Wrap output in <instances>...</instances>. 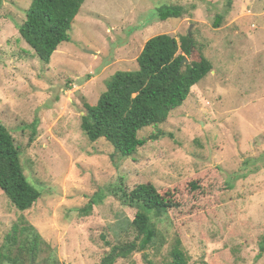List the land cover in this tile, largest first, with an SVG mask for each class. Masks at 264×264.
<instances>
[{"label": "rangeland", "instance_id": "obj_1", "mask_svg": "<svg viewBox=\"0 0 264 264\" xmlns=\"http://www.w3.org/2000/svg\"><path fill=\"white\" fill-rule=\"evenodd\" d=\"M31 1L0 0V123L41 197L20 212L0 190V247L28 226L40 236L35 264H99L110 250L101 237L124 241L120 229L136 213L120 189L151 184L178 204L171 225L158 223V251L146 252L156 264L175 236L190 264H264V0H86L70 42L47 65L18 32ZM163 5L184 14L162 22ZM189 31L213 69L184 103L142 129L147 142L129 158L90 142L80 128L84 103L95 104L117 71L137 69L149 39ZM116 264L146 263L135 253Z\"/></svg>", "mask_w": 264, "mask_h": 264}, {"label": "trees", "instance_id": "obj_2", "mask_svg": "<svg viewBox=\"0 0 264 264\" xmlns=\"http://www.w3.org/2000/svg\"><path fill=\"white\" fill-rule=\"evenodd\" d=\"M86 0H32L25 12V20L18 32L43 64L64 43L71 40L72 26ZM184 8L163 5L156 15L162 22L178 19ZM222 17L214 23L218 27ZM202 45L187 34L176 39L168 34L149 39L137 57V69L117 71L106 83V90L95 104L84 103L80 128L90 142L105 140L113 149L112 158H129L143 147L147 139L138 133L147 127H157L168 119L190 95L191 88L213 69L203 54ZM187 60V63L184 62ZM38 121L31 125V136L36 135ZM163 133L149 136L157 139ZM21 154L8 129L0 123V190L20 212L27 211L40 199L41 192L29 183L21 164ZM191 187L196 186L190 183ZM124 205L136 208L132 221L120 229L125 240L111 243L102 236L110 248L99 264H116L121 259L130 260L135 253H143L146 264H156L146 254L158 251L162 236L158 223L171 225L169 213L178 206L170 195L160 194L151 184H140L131 191L120 189ZM116 195V194H115ZM93 200L84 207L85 213L102 200ZM133 239H129L130 235ZM128 236V237H127ZM40 236L32 227H14L0 247V264H35L40 254ZM168 258L160 264H190L182 242L175 236L169 246ZM57 264L56 260L51 261Z\"/></svg>", "mask_w": 264, "mask_h": 264}, {"label": "water", "instance_id": "obj_3", "mask_svg": "<svg viewBox=\"0 0 264 264\" xmlns=\"http://www.w3.org/2000/svg\"><path fill=\"white\" fill-rule=\"evenodd\" d=\"M188 34L190 35V31L188 32ZM184 62H185V63H187V60H186V59H184Z\"/></svg>", "mask_w": 264, "mask_h": 264}]
</instances>
